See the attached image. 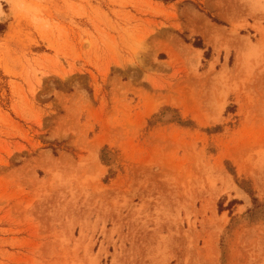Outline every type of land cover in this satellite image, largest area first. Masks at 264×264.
<instances>
[{
	"label": "rangeland",
	"instance_id": "1",
	"mask_svg": "<svg viewBox=\"0 0 264 264\" xmlns=\"http://www.w3.org/2000/svg\"><path fill=\"white\" fill-rule=\"evenodd\" d=\"M0 264H264V0H0Z\"/></svg>",
	"mask_w": 264,
	"mask_h": 264
},
{
	"label": "trees",
	"instance_id": "2",
	"mask_svg": "<svg viewBox=\"0 0 264 264\" xmlns=\"http://www.w3.org/2000/svg\"><path fill=\"white\" fill-rule=\"evenodd\" d=\"M196 47H198V46L196 45Z\"/></svg>",
	"mask_w": 264,
	"mask_h": 264
}]
</instances>
